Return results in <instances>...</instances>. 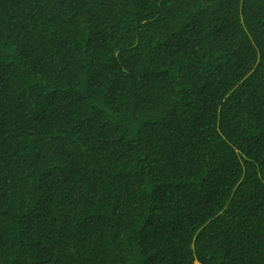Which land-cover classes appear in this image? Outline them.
I'll use <instances>...</instances> for the list:
<instances>
[{"label": "trees", "instance_id": "1", "mask_svg": "<svg viewBox=\"0 0 264 264\" xmlns=\"http://www.w3.org/2000/svg\"><path fill=\"white\" fill-rule=\"evenodd\" d=\"M0 264H264V0H0Z\"/></svg>", "mask_w": 264, "mask_h": 264}]
</instances>
